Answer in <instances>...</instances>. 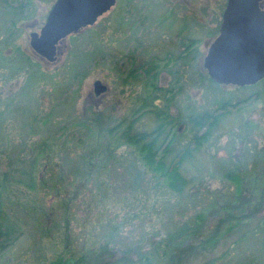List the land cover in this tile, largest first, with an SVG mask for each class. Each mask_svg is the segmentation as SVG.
I'll return each mask as SVG.
<instances>
[{"label": "rangeland", "instance_id": "1", "mask_svg": "<svg viewBox=\"0 0 264 264\" xmlns=\"http://www.w3.org/2000/svg\"><path fill=\"white\" fill-rule=\"evenodd\" d=\"M54 1L0 0V264H264V186L249 181L264 174V78L220 85L203 66L227 0H116L47 62L29 40ZM151 130L167 164L191 149L182 191L122 134ZM107 149L87 176L74 162Z\"/></svg>", "mask_w": 264, "mask_h": 264}, {"label": "water", "instance_id": "2", "mask_svg": "<svg viewBox=\"0 0 264 264\" xmlns=\"http://www.w3.org/2000/svg\"><path fill=\"white\" fill-rule=\"evenodd\" d=\"M261 0H227L218 34L210 42L203 66L220 85L246 86L264 78V9ZM116 0H55L39 32L30 33V46L47 62L57 60L58 43L93 25ZM107 86L96 79L99 95Z\"/></svg>", "mask_w": 264, "mask_h": 264}, {"label": "trees", "instance_id": "3", "mask_svg": "<svg viewBox=\"0 0 264 264\" xmlns=\"http://www.w3.org/2000/svg\"><path fill=\"white\" fill-rule=\"evenodd\" d=\"M208 79L213 82L209 77ZM217 84V83H215ZM155 114L162 120L163 123L168 121L169 114L165 110H156L154 111ZM216 114L214 115L213 113H205L204 115H198L196 118L193 119V122L195 125H197L199 128H202L204 125H206V129L204 132L200 135H195L194 136V142L195 146L194 148L199 147L201 141H203L206 136L208 131L212 128V125L214 124L216 120ZM45 119H43L44 121ZM94 122L97 120L99 122V117L93 118ZM163 123L159 124L158 126H162ZM123 137L127 140L130 141L131 143L137 145L139 152L142 155V160L144 161V164L148 167H150L153 171L157 172L158 175L163 177V180L165 182V185L174 190V191H182L183 188L187 185L188 179L183 177V175L180 173V165L181 162L185 159V157L189 156L191 153V149L189 147H185L183 151H181L178 156L173 159L172 162L167 164L165 162V154L167 153L168 145L166 144L165 146L161 142L159 143L158 138L161 136V134H157V136L153 137V130L151 131H142V132H137L136 134L133 135H127L126 132H123ZM159 135V136H158ZM158 141V143H157ZM169 143V142H168ZM102 150V149H101ZM107 150H104L102 152H99L95 155H93V159L90 160V158L86 157V155L91 156L89 152L92 153V151L88 150L86 152L78 153L76 155V158L74 162H76V166L78 168L84 169L85 170V175L87 176L90 173V167L91 166H96L97 169H101L102 167H106L109 162L112 161V150L111 152ZM100 151V150H99ZM87 153V154H85ZM108 153V154H107ZM71 155V154H70ZM259 155V154H258ZM73 156V155H72ZM256 156L255 158H257ZM70 158V156H69ZM264 162V156L262 155L261 157ZM90 161L92 163L90 164ZM247 167L250 168V165H246ZM248 168V169H249ZM264 171V169H263ZM230 173H226V176L231 179L235 180L236 184L238 185V191L242 190V186H244L245 182V176L244 174L240 175L238 173L233 172V170L229 171ZM243 173V172H242ZM250 174V173H249ZM252 174V173H251ZM251 185L253 187L255 186H264V174H255L251 176L250 180ZM245 188V187H243ZM5 233V232H3ZM174 237H171L170 240H173ZM69 260H66L64 258H59L51 264H71L68 262Z\"/></svg>", "mask_w": 264, "mask_h": 264}, {"label": "flooded vegetation", "instance_id": "4", "mask_svg": "<svg viewBox=\"0 0 264 264\" xmlns=\"http://www.w3.org/2000/svg\"><path fill=\"white\" fill-rule=\"evenodd\" d=\"M55 2V1H54ZM259 4H260V6H261V8H263L264 9V0H261L260 2H259ZM6 9H9V8H5V10ZM58 51V50H57ZM46 61V60H45Z\"/></svg>", "mask_w": 264, "mask_h": 264}]
</instances>
